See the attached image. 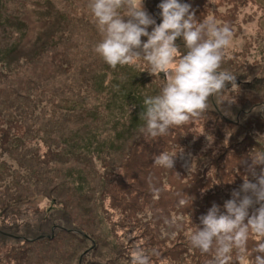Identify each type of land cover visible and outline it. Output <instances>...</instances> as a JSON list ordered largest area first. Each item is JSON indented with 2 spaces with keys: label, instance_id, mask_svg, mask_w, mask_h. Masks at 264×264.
<instances>
[{
  "label": "rangeland",
  "instance_id": "1",
  "mask_svg": "<svg viewBox=\"0 0 264 264\" xmlns=\"http://www.w3.org/2000/svg\"><path fill=\"white\" fill-rule=\"evenodd\" d=\"M189 1L198 22L208 10L210 18L217 8L223 14L233 36L222 68L236 86L210 98L214 108L192 125L146 139L143 102L159 94L164 73L150 75L143 60L115 69L105 63L94 52L101 34L89 0H0V264H132L136 250L150 264H207L202 254L182 256L162 235L156 223L166 221L148 198L127 200L150 191L145 177L166 176L169 169L153 161L163 151L177 153L173 170L183 186L221 173L217 164L194 167L185 148L194 157L210 150L207 163L227 161L225 185L239 172L236 162L250 168L252 153L263 151L264 0ZM161 2L144 0L157 24ZM176 43L183 55V39ZM251 105L258 113H249ZM193 130H209L214 143L196 132V142L181 141ZM219 188L213 180L208 195Z\"/></svg>",
  "mask_w": 264,
  "mask_h": 264
},
{
  "label": "clouds",
  "instance_id": "2",
  "mask_svg": "<svg viewBox=\"0 0 264 264\" xmlns=\"http://www.w3.org/2000/svg\"><path fill=\"white\" fill-rule=\"evenodd\" d=\"M88 7L101 34L94 52L105 63L115 69L139 66L143 60L150 75L160 78L164 73L159 94L146 96L143 102L140 118L145 124L139 132L146 139L164 137L174 128L194 123L210 109V98L227 92L229 83L236 86V75L222 68L232 44L230 27L212 18L198 22L190 4L162 0L159 24L145 10L144 0H89ZM142 37H147L146 42ZM177 38L183 39L187 49L183 55ZM206 140L209 147L214 143L210 134ZM257 142L264 144V134H258ZM176 156L163 151L154 157V165L172 170ZM251 159L255 182L245 176L225 201L226 211L214 203L200 217L202 227L190 234L191 246L210 257L207 264H243L249 254H255L251 264H264V170L255 173L257 165H264V151L255 150ZM154 191L158 195L159 190ZM254 237L259 239L249 253V240ZM132 264H150V257L136 250Z\"/></svg>",
  "mask_w": 264,
  "mask_h": 264
},
{
  "label": "trees",
  "instance_id": "3",
  "mask_svg": "<svg viewBox=\"0 0 264 264\" xmlns=\"http://www.w3.org/2000/svg\"><path fill=\"white\" fill-rule=\"evenodd\" d=\"M189 0H183L182 3H189ZM206 2V1H203ZM198 6L201 8L202 4L199 3ZM215 12V18L216 22H222L223 25H225V20L221 17L223 15L221 12H219L218 8L213 10ZM207 18H210L211 11L208 10ZM219 15V16H218ZM224 21H223V20ZM231 24V23H230ZM220 25V24H218ZM221 26V25H220ZM256 82L248 83L249 87H252L253 84ZM210 108H214L210 107ZM258 105L253 106L251 105L249 109V113H258ZM209 111V110H208ZM193 123H189L188 125H192ZM184 127V126H183ZM191 129H196L195 126H193ZM177 129H172L166 136H171L172 134H176L175 131ZM195 131V130H193ZM193 131H189L188 136H183L182 140L184 143H192L193 141L196 142L198 132L195 134ZM207 130L204 132V136L209 135ZM164 136V137H166ZM200 146L203 147L202 144ZM206 147V146H205ZM264 151V147L262 149ZM211 153L210 150H206L203 152L200 156H192L190 155V152L187 151L185 148V155L186 157H191L193 166L196 167L199 164H217L219 165V171L221 173L218 175V179H216L215 176L209 174L207 176H203L202 180L200 182H193L190 184H187L183 186L182 181H179L175 175L174 170H168L166 173V176L160 178V179H150L149 176L145 177L148 184L154 183V185L150 188V191L146 194H142L143 192L138 193L137 190H133L136 193L135 198H129L127 199L130 203V205H134L137 203H143L140 202V198H148L150 201L152 212L154 213H160L162 217L165 219V223H156L157 227L158 225H161L158 229L162 232V235L165 236V234L168 235V240L174 246L179 250V253L182 256L185 257H196L198 254H202L198 249H195L190 244V234L193 233L198 226H201L200 217L202 215H206L208 210L212 207V205L215 203L220 206L221 211L225 212L224 209V203L226 200H229L232 198V192L233 190H238L240 186L244 182V177L248 176L249 180L252 182H255V176L252 174L251 168H244L240 165L239 161L237 163V169H239V172H235L237 174H233L231 176V182L228 185H225V178L226 174L230 173V168L228 167L227 161L224 162L223 160H220L213 163H207V161L204 159L206 157L207 153ZM206 153V154H205ZM252 156V155H251ZM251 159V158H250ZM252 160V159H251ZM154 161V159H153ZM178 164V160H175L174 167ZM145 166V162L142 161V163L137 167L138 171L141 172L143 170V167ZM203 171L208 170L207 167L201 169ZM262 170H264V165H257L255 167V173L259 174ZM214 180L215 185H221V188L217 190L215 193H211L208 195L209 192V184ZM178 181V184H177ZM127 185V184H126ZM137 185H134L136 188ZM154 189H158L159 193L154 191ZM225 192L227 194V199L224 201L221 199L222 193ZM185 201L184 205L180 204L181 200ZM158 204L163 207V210H156L155 205ZM258 207V205H257ZM133 209L131 208L130 211ZM136 211V210H133ZM132 211V212H133ZM250 214L252 212V209L249 210ZM147 217V216H146ZM132 218L140 219L139 215L137 213H132ZM150 229L153 231V228L151 226ZM259 239L258 237L250 238L248 249L249 253L251 252L252 247L255 245V240ZM210 259V257L206 254H202ZM250 255V254H249ZM251 256V255H250ZM254 258V255L253 257ZM251 258L245 259L246 263L243 264H251ZM234 264H239V262H234Z\"/></svg>",
  "mask_w": 264,
  "mask_h": 264
}]
</instances>
